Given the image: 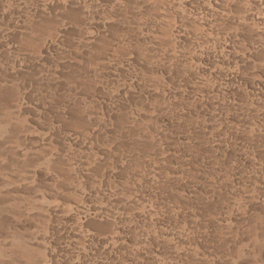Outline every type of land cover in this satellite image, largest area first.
Segmentation results:
<instances>
[{
    "label": "rangeland",
    "instance_id": "rangeland-1",
    "mask_svg": "<svg viewBox=\"0 0 264 264\" xmlns=\"http://www.w3.org/2000/svg\"><path fill=\"white\" fill-rule=\"evenodd\" d=\"M0 264H264V0H0Z\"/></svg>",
    "mask_w": 264,
    "mask_h": 264
}]
</instances>
